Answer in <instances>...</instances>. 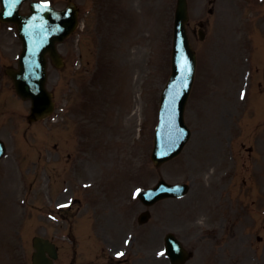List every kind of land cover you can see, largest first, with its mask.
Wrapping results in <instances>:
<instances>
[{"label":"rangeland","instance_id":"1","mask_svg":"<svg viewBox=\"0 0 264 264\" xmlns=\"http://www.w3.org/2000/svg\"><path fill=\"white\" fill-rule=\"evenodd\" d=\"M55 2L60 6L66 3L65 0ZM116 2L106 0L105 22L102 20L96 27L97 32L106 33L107 38H72L62 46L70 61L61 71L51 70L53 75H58L57 82L62 90L59 94V118H50L32 125H28L26 121V126L30 129V143L42 144L43 157L41 159L33 154V157L28 158L25 186L20 194V197H26V204H20L25 207L21 206L16 212L14 207L4 210L3 204H0V264H31L32 237L41 231L50 235L58 231L56 221L50 223L46 213L41 215L35 208L33 210L34 196L38 192L63 194V186L70 185L72 191L69 194H80L76 192L78 187L82 182L89 181L94 182L97 188L99 184L103 185L106 194H134L136 186L140 183L152 184L159 175L172 182H191V191L186 198L166 200L151 209L152 218L145 226L151 233H161L167 226L175 231H179L178 228L182 225L193 230L195 227L191 226L192 222L201 219L204 212L211 209L214 194H226L229 189H233V194H248L238 184L234 186L232 182L231 185L227 171L231 164L230 127L242 126L240 117L244 110L234 116L229 113L239 104L244 106L233 95L235 85L230 72L238 63L236 57L244 53L250 43L242 38H214L213 26L210 28L209 38L196 41L206 58L203 66L205 71L200 70L188 105L187 117L193 136L179 158L155 169L150 165L153 126L157 121L160 88L170 70L167 60L172 38L164 36L166 28H170V23L172 25L175 0H123L129 6L123 13L124 18L115 17ZM191 2L195 18L203 10H207V0ZM108 4L111 13L107 11ZM137 11L138 14L145 11V26L141 27L142 32L132 35L131 25H135V31L139 27L135 23L138 21L135 15ZM146 12L149 14L148 18ZM109 16L112 23L105 28L104 24ZM121 25H129L130 38H120L124 31V28H119ZM86 34H89V29ZM235 52L239 54L235 55ZM73 59L79 60L77 66L75 61L72 62ZM102 60L108 65L101 77L98 69L102 67ZM49 85L51 88L55 86L52 76ZM77 94L85 96L82 104L84 101L88 103L87 114L96 118L95 123L83 129L84 141L81 144L76 142V137L82 130L77 128L76 134L75 128L79 120L87 118L89 123L92 120L88 115H72L74 110L80 112L77 110ZM92 97L96 103L94 109L90 110ZM137 102L140 108L135 112ZM29 105L30 102L23 105L26 115L29 113ZM250 107L254 112L257 111L254 106ZM17 115V108L0 98L2 133H17L19 127H24L22 121L18 124ZM100 115L107 124H103ZM253 140L238 135L234 142L236 145L243 141L250 144ZM56 143L59 144V155L57 161L55 159L52 162L50 151H54L53 145ZM80 147L88 150L80 152ZM238 152L239 150H235L236 154ZM76 153L86 156L87 162L82 166L78 164L79 169L71 176L68 175V170L73 165L71 159ZM238 163H241L239 155ZM133 166L139 176V183L138 180L130 181L133 175L127 176L131 174ZM116 168L121 176L115 177ZM38 171H41V188L35 179ZM49 180L57 186L54 192L48 186ZM31 183L33 185L30 188ZM251 185L253 187L250 190L254 193L261 187L256 177ZM12 195L15 199V194ZM142 209L144 208L139 202L138 211ZM213 216L214 212L208 219L211 220ZM121 220L123 221L122 218ZM63 254H66L65 246Z\"/></svg>","mask_w":264,"mask_h":264},{"label":"water","instance_id":"2","mask_svg":"<svg viewBox=\"0 0 264 264\" xmlns=\"http://www.w3.org/2000/svg\"><path fill=\"white\" fill-rule=\"evenodd\" d=\"M48 39L53 40L54 38L53 39H51V38H38L37 44H31L30 45L29 53L34 55V56L38 55L37 56L38 63H37L36 69H28L27 70L28 76H29V78L32 79V81L26 82L24 74H21V75L19 74V76L17 77V79H18L17 82H18V86H19L20 90L24 93L31 94L32 96H37L38 102L45 101V99H46V92H45L44 87H43L44 77H45L43 66L45 65V60L43 58L44 56H42V54L40 53V50L46 46ZM41 41L43 42L44 46H42ZM38 45H41V46L39 47V50L36 51ZM51 47H53V44L51 45ZM40 64H42L43 66H41ZM181 104L183 105V102ZM36 110L37 111L40 110L39 105H37ZM181 122L183 123V121H181Z\"/></svg>","mask_w":264,"mask_h":264},{"label":"flooded vegetation","instance_id":"3","mask_svg":"<svg viewBox=\"0 0 264 264\" xmlns=\"http://www.w3.org/2000/svg\"><path fill=\"white\" fill-rule=\"evenodd\" d=\"M214 264H239V263L238 262L228 263V259L223 257L215 261Z\"/></svg>","mask_w":264,"mask_h":264},{"label":"snow or ice","instance_id":"4","mask_svg":"<svg viewBox=\"0 0 264 264\" xmlns=\"http://www.w3.org/2000/svg\"><path fill=\"white\" fill-rule=\"evenodd\" d=\"M15 2L16 3H19V0H15ZM9 15H10V13H9ZM244 98V93H241V99H243ZM141 190L140 189H137V193H139ZM163 253H158V255H162ZM118 256L119 255H123V253H118L117 254Z\"/></svg>","mask_w":264,"mask_h":264}]
</instances>
